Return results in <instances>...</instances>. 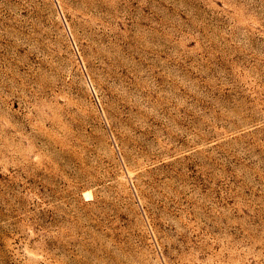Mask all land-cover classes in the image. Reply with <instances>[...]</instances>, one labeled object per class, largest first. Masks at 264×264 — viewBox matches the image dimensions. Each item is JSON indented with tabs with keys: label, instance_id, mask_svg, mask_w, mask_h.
Instances as JSON below:
<instances>
[{
	"label": "rangeland",
	"instance_id": "rangeland-1",
	"mask_svg": "<svg viewBox=\"0 0 264 264\" xmlns=\"http://www.w3.org/2000/svg\"><path fill=\"white\" fill-rule=\"evenodd\" d=\"M0 264H264V0H0Z\"/></svg>",
	"mask_w": 264,
	"mask_h": 264
}]
</instances>
